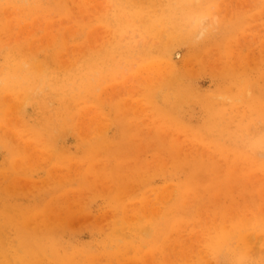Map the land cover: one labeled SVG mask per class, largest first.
Segmentation results:
<instances>
[{
    "label": "rangeland",
    "instance_id": "374dc122",
    "mask_svg": "<svg viewBox=\"0 0 264 264\" xmlns=\"http://www.w3.org/2000/svg\"><path fill=\"white\" fill-rule=\"evenodd\" d=\"M22 217L86 264H264V0H0V264Z\"/></svg>",
    "mask_w": 264,
    "mask_h": 264
},
{
    "label": "bare ground",
    "instance_id": "6f19581e",
    "mask_svg": "<svg viewBox=\"0 0 264 264\" xmlns=\"http://www.w3.org/2000/svg\"><path fill=\"white\" fill-rule=\"evenodd\" d=\"M186 2V1H185ZM182 3V2H181ZM186 4V3H185ZM186 9V8H185ZM180 10V9H179ZM183 10V8H182ZM178 11V10H177ZM182 12V11H181ZM148 14V13H147ZM178 14V13H176ZM183 14V12H182ZM186 16V15H185ZM184 17V16H183ZM181 22V21H180ZM177 24V23H176ZM180 26H178L179 28ZM225 34V33H224ZM197 55V53L194 54V56ZM199 57V56H198ZM95 71V70H94ZM35 73V72H34ZM39 74V73H38ZM91 74V73H90ZM41 76V75H40ZM83 77V76H82ZM85 79V78H84ZM72 80V77H71ZM71 82V81H70ZM35 83V82H34ZM68 84V83H67ZM74 85V84H73ZM76 85V84H75ZM34 86V85H33ZM32 86V87H33ZM62 87V86H61ZM76 87V86H75ZM23 88V87H22ZM66 89V88H65ZM67 90V89H66ZM59 93V92H58ZM70 94V93H69ZM177 95L179 96L180 100L182 99L183 96V92L181 90L177 91ZM205 95V94H204ZM187 96V95H186ZM220 98H222V96H219ZM73 98V97H72ZM76 98V97H75ZM175 98V97H174ZM178 98V100H179ZM66 100V99H65ZM75 100V99H74ZM72 102V101H71ZM165 102V101H164ZM170 102V101H169ZM178 102V101H177ZM180 103V101H179ZM169 105V104H168ZM171 111V110H170ZM212 113V114H211ZM172 114V112H171ZM168 115V114H167ZM211 115V120L213 122L219 121V119L221 117H219L220 115L222 116V111L219 109L217 110L216 108H213V112H210ZM70 116V115H69ZM212 121H210L212 123ZM209 122V121H208ZM220 123V122H219ZM189 125L185 124L183 125V127L187 128L188 130H190L192 132V134L196 137V134L201 135L202 131H205L209 128H212L214 126L212 125H205V124H199L197 125L198 127H192L190 126L191 124L188 123ZM221 124V123H220ZM219 124V125H220ZM226 124V123H225ZM228 124V123H227ZM217 126V125H216ZM224 126V125H223ZM226 126V125H225ZM211 130V129H210ZM214 132V131H213ZM196 170V169H195ZM99 176V175H98ZM31 185V184H30ZM35 185V184H34ZM33 186V184H32ZM14 187V186H13ZM21 187V186H20ZM23 187V185H22ZM30 187V186H29ZM9 189V186H8ZM22 189V188H20ZM117 202V201H116ZM5 203V202H4ZM8 206V205H7ZM136 206V205H135ZM138 206V205H137ZM6 207V206H5ZM4 207V208H5ZM81 210V209H80ZM77 211L71 210V209H65V216L66 218L69 217L71 218V221L68 222V224L70 225H74V223L76 222L75 218H84L85 215H88L86 213V211L81 210L80 213L76 214ZM76 214V215H75ZM105 215L104 214H100V217L103 218ZM101 218L99 219V216L97 215L96 217H94L93 219L95 220V222H99L98 220H101ZM25 217H22L21 220L19 221V224L21 225V227L18 229V237H19V254L17 255L16 258H18L23 264H43L42 263V259L45 258H49L52 260L53 264H86L84 260L82 259V256H86V257H93V255L89 254V251L85 250V247H82L81 250L78 249H73L74 251H77L76 253H72V254H64V257H59L56 255V247L55 244L57 242V239L54 237V235L49 234V233H45L44 234V239H41L38 237V233L36 232H31L29 231L26 227V223L24 221ZM9 225V224H8ZM0 226H4L3 221H0ZM3 231V227H1L0 232ZM108 231V230H107ZM52 232V231H51ZM57 232V231H56ZM236 233V232H235ZM239 233V232H237ZM112 235V234H111ZM236 238V237H235ZM39 239H41L39 241ZM234 245V244H233ZM65 247V246H64ZM17 252V251H16ZM238 252V251H237ZM6 253V252H5ZM82 254V255H81ZM103 256V254H102ZM237 256V255H236ZM78 257V259H77ZM117 258H121L122 255L118 254L116 255ZM19 262V263H21ZM18 263V264H19Z\"/></svg>",
    "mask_w": 264,
    "mask_h": 264
}]
</instances>
